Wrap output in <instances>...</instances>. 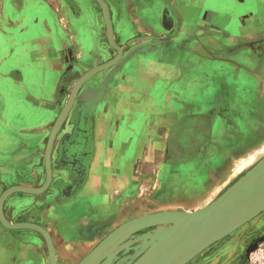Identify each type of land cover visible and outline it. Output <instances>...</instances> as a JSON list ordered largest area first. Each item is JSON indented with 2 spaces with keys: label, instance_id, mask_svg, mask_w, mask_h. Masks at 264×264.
Here are the masks:
<instances>
[{
  "label": "crops",
  "instance_id": "obj_1",
  "mask_svg": "<svg viewBox=\"0 0 264 264\" xmlns=\"http://www.w3.org/2000/svg\"><path fill=\"white\" fill-rule=\"evenodd\" d=\"M105 1L121 58L82 85L56 137L50 188L25 200L14 196L15 203L32 197L28 218L17 217L16 204L7 205L11 198L4 206L10 222L38 224L60 246L92 226L107 233L138 217L189 212L215 194L237 162L264 147V118L255 112L264 110L263 76L246 47L264 39V0ZM233 21L238 38L228 29ZM117 55L94 0H0V181L13 168L8 188L44 184L46 144L74 85ZM241 70L259 84L252 99L221 79L239 78ZM213 85L219 93L199 104ZM60 88L66 102L58 108ZM242 126L254 136H244ZM216 127L231 144L220 163L207 165L212 178L204 183L199 161L221 153ZM201 128L209 135L203 142ZM173 132L192 133L174 139ZM183 165L194 168L190 178L179 175ZM188 189L198 195L189 208L177 200ZM81 196L85 202L74 205ZM40 235L0 222V264H51Z\"/></svg>",
  "mask_w": 264,
  "mask_h": 264
},
{
  "label": "water",
  "instance_id": "obj_2",
  "mask_svg": "<svg viewBox=\"0 0 264 264\" xmlns=\"http://www.w3.org/2000/svg\"><path fill=\"white\" fill-rule=\"evenodd\" d=\"M102 9L109 44L118 52L112 60L101 64L82 75L74 85L68 102L57 117L45 149L46 180L40 187L12 186L0 196V222L9 230H33L46 240L51 264H57L54 241L42 226L32 222H10L4 211L6 201L17 193L25 195L44 194L52 183V152L57 134L74 107L82 85L94 74L106 70L121 58L122 48L113 35L109 5L105 0H94ZM22 202L16 207L21 208ZM264 212V158L258 161L245 175L227 188L211 204L195 212H160L138 217L112 232L81 264H90L106 248L128 232L143 226L174 222L164 232L153 236V244L135 264H187L205 249L224 239L253 218Z\"/></svg>",
  "mask_w": 264,
  "mask_h": 264
},
{
  "label": "rangeland",
  "instance_id": "obj_3",
  "mask_svg": "<svg viewBox=\"0 0 264 264\" xmlns=\"http://www.w3.org/2000/svg\"><path fill=\"white\" fill-rule=\"evenodd\" d=\"M253 5H254L253 3L250 4L248 2L247 8L250 12L256 11ZM238 23L239 22L233 21L232 24L228 26V29L232 31L234 38H238V36L240 35V32H242L240 30L238 31L236 27L234 28L235 24H238ZM236 26L238 27V25ZM222 40H223V37L220 36V41L224 43V40L223 41ZM224 44H227V43H224ZM246 47L251 51L253 56L256 57V60L258 62L257 63L258 74L259 72L262 73L261 75L263 76V79H262V84H261L259 94L264 100V39L253 41L251 43H246ZM241 63L242 64L245 63V65L251 68V66L247 64V62L241 61ZM255 69H256V66L252 70L254 71ZM227 71L234 73V68L231 67L227 69ZM248 71H250V69H248ZM239 74H240L239 78H235L233 76L234 77L233 79L231 75H229L226 79H224L223 77H221V79L222 81H225V83L228 84L229 86L238 88V92L240 95L244 94L245 96H247L246 98H250V99L254 98V95L258 93L256 91H258L259 84H257V81L255 79H253L252 75H250L251 74L250 72H245L241 70ZM219 78L220 76L217 77V80ZM213 86H216V87L212 88L211 86L208 90V93L200 94L198 101H197L199 104H204L208 102V100L211 99L212 94H216L215 93L216 91L217 93H219V91L221 90V87L219 85H213ZM59 92L60 93L58 95V100H56L57 103L55 102L58 108L62 107V104L66 102V100H64L66 96L62 95L63 89L60 88ZM259 94H258V97H259ZM255 112L260 114V116L262 115L261 117L264 118V110H261V111L255 110ZM262 124H263L262 133L264 134V128H263L264 119H263ZM242 130L245 131L242 133H244V136L246 134L247 138H249L252 135L248 133V131H246L245 127L243 126H242ZM191 133L192 132H186L182 135L181 132H173L172 136L174 139L178 137L180 138L184 137L185 139L186 137H188V139H190ZM198 133H199L198 137H200L199 138L200 142H203L202 140H204L205 138L206 140L209 138V135H207L208 134L207 130L206 132H202V128H201L200 132ZM214 135L219 137V139L221 140L220 143L214 141L215 143L214 145H217L220 148V150L217 149L216 153L218 152H221V153L218 155H214L213 153L211 155L209 154L206 160L203 159V161L202 160L199 161L200 162L199 166L201 169L199 173H202V172L204 173L203 179L205 180L202 181L204 183L207 179V176L211 177L210 172L207 170L208 169L207 165H209V163H215V164L220 163V161H222L223 159L220 156H222L223 154L227 152L228 148H226V146H229L231 144V143L229 144L228 142L222 140L223 137L219 135L218 127L214 129ZM253 136L254 135H252L251 138ZM258 139H259V136L257 137V140ZM263 144H264V141H263ZM257 153L258 155L254 157L248 156L246 158L241 159L239 162H237V164L232 168L231 172L227 176L228 180L223 181L222 185L216 188L215 194L212 196L202 197L201 199L202 202L198 206L193 205V207H191L189 212L191 211L195 212V211L201 210L202 208H205L211 202L216 200L220 196V194L223 193L227 188H229L238 179H240L243 175H245L246 172H248L253 166H255V164L258 161L264 158V147L260 149ZM251 163L252 165L250 166V168H248L249 170L247 169L246 171L242 173L239 171V166L241 165L244 166V165H248ZM179 170L180 172L179 171L178 172L180 173L179 174L180 176H187L189 178L194 173V168L189 165L188 166L183 165L182 168H179ZM0 173H2V170H0ZM6 174H7L6 178L8 180L5 179V180L0 181V191H2L3 189H7L9 185H11L10 181L13 180L12 177L14 176L13 168L10 167L9 170L6 171ZM173 176L176 177L175 175ZM178 181H179V177L175 178V182L178 183ZM199 182H201V180ZM190 187L194 189L196 192V185L194 183H190ZM201 191L202 190H200V192ZM192 194L193 192L190 189H188V191H183L182 194L177 195L178 197L177 200L182 199V201L185 204H187V207H188L189 205L195 202L196 197L198 196L194 194L192 196ZM14 196H20L21 199L25 200L26 195L22 193L14 194L12 197H10L11 199H9L7 202V205L9 207L16 204L13 201L15 200L13 199ZM31 198L32 197H29L27 201H21L19 199V202H22V204L20 205L21 208H16V211L19 212V214H17V217L18 216L20 217L21 214H25V217L28 218L26 213L31 212V207H30L31 205L29 203ZM84 208L85 206H82V209ZM174 224H175L174 222L155 223V224L147 225V226L134 230L132 233H136V232L145 233L141 239L135 240L133 245H130V250L134 251V261L136 262L148 250V248L152 246V244L154 243L152 239L153 236H156L164 232L165 230L172 227ZM46 253L47 255H49L47 246H46ZM187 264H264V212L260 213L258 216L253 218L251 221H249L248 223H246L245 225H243L242 227H240L239 229H237L236 231H234L233 233H231L224 239L219 240L218 242L214 243L213 245L205 249L199 255H197L192 260H190Z\"/></svg>",
  "mask_w": 264,
  "mask_h": 264
},
{
  "label": "flooded vegetation",
  "instance_id": "obj_4",
  "mask_svg": "<svg viewBox=\"0 0 264 264\" xmlns=\"http://www.w3.org/2000/svg\"><path fill=\"white\" fill-rule=\"evenodd\" d=\"M81 197L82 198L78 197V200L74 205L78 206L80 205L79 202H85L82 201L83 196ZM57 199V202H62L61 200L64 199V194L62 193L59 195ZM67 211L68 215L72 217V214L70 215L69 213L70 210ZM115 230L116 228H107V233H103L98 226H92L87 230V232H89L88 236H85L87 232L84 230L83 235L79 236L73 241L69 240L67 244H61L60 246L54 241L55 250L58 246L68 250V252L63 255H59V253L57 254L56 251L57 264H81L87 258V256L91 254ZM132 232L133 231L128 232L127 234L120 237L116 242L111 244L99 256H97L90 264H135L134 251L130 250V245H133L135 240L141 239L145 233ZM42 238L44 237L42 236Z\"/></svg>",
  "mask_w": 264,
  "mask_h": 264
},
{
  "label": "bare ground",
  "instance_id": "obj_5",
  "mask_svg": "<svg viewBox=\"0 0 264 264\" xmlns=\"http://www.w3.org/2000/svg\"><path fill=\"white\" fill-rule=\"evenodd\" d=\"M252 165V163L251 164H248V165H241V166H239V171L242 173V172H244V171H246L248 168H250V166ZM249 170V169H248ZM244 174V173H243ZM107 249V248H106Z\"/></svg>",
  "mask_w": 264,
  "mask_h": 264
}]
</instances>
